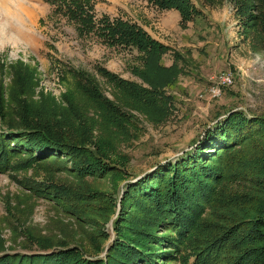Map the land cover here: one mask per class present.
Wrapping results in <instances>:
<instances>
[{
	"label": "trees",
	"instance_id": "trees-1",
	"mask_svg": "<svg viewBox=\"0 0 264 264\" xmlns=\"http://www.w3.org/2000/svg\"><path fill=\"white\" fill-rule=\"evenodd\" d=\"M47 1L56 11H68L80 26L96 27L111 44L136 50L142 67L133 66L131 72L142 83L99 66L116 89L115 100H109L93 77L77 72L82 102L69 96L65 109L50 102L46 106L30 102L27 67L16 69L10 95L20 122L0 132V173L36 164L41 167L47 160L56 161L55 169L60 170V162L67 160L79 178L107 174L120 178L116 164L123 163L111 156L114 139L94 136L93 126L126 133L135 116L125 108L138 111L153 124L163 121L172 109V96L165 88L177 84L182 65L176 63L177 58L171 66L162 64L169 47L135 23L102 17L95 26L85 8L91 7L90 0ZM233 1L245 32L255 35V48L264 49V0ZM147 3L178 10L182 25L198 13L191 0ZM0 102L2 109L1 97ZM83 108L92 111L98 122ZM27 188L45 194L79 219L92 218L88 206L100 195L92 189L80 191L55 183L28 184ZM119 207L113 220L114 237L103 257H87L76 246L67 245L40 244L35 253L5 252L0 239V264H264V113L227 109L195 147L127 181Z\"/></svg>",
	"mask_w": 264,
	"mask_h": 264
},
{
	"label": "rangeland",
	"instance_id": "rangeland-1",
	"mask_svg": "<svg viewBox=\"0 0 264 264\" xmlns=\"http://www.w3.org/2000/svg\"><path fill=\"white\" fill-rule=\"evenodd\" d=\"M191 2L198 13L185 25L178 10L158 9L147 0H90L92 8L86 5L95 26L100 25L102 17L120 18L137 24L169 47L162 64L171 66L177 58L176 63L183 68L177 84L165 88V93L172 96V109L157 124L138 111L123 109L135 116L126 133L93 126L94 136L114 139L111 156L123 163L116 164L120 178L110 174L79 178L67 160L60 162V170L55 169L56 161L47 160L41 167L36 164L0 173V239L4 240L5 252L35 253L40 251V244L67 245L76 246L87 257H103L114 237L113 220L127 181L140 178L160 163L175 161L195 147L205 130L227 109L264 113V49L255 48V35L245 32L234 1ZM136 65L142 67L136 50L111 44L96 27L80 26L68 11H56L47 0H0V97L4 102L0 132L8 124L16 126L20 122L10 94L15 87V71L22 66L27 67L28 83L31 80L30 102L39 106L50 102L66 109L69 96L82 102L77 72L93 77L100 93L115 100L116 89L98 67L142 83L131 72ZM221 73H230L232 82L221 87L220 95L212 96L210 87ZM83 110L98 122L92 111ZM18 158L13 159L18 162ZM49 183L100 192L88 206L92 218L79 219L45 194L27 188L28 184Z\"/></svg>",
	"mask_w": 264,
	"mask_h": 264
},
{
	"label": "built area",
	"instance_id": "built-area-1",
	"mask_svg": "<svg viewBox=\"0 0 264 264\" xmlns=\"http://www.w3.org/2000/svg\"><path fill=\"white\" fill-rule=\"evenodd\" d=\"M232 82V76L230 73H221L215 78V84L210 87V94L212 96L220 95L221 87H227ZM202 96V95H200Z\"/></svg>",
	"mask_w": 264,
	"mask_h": 264
}]
</instances>
